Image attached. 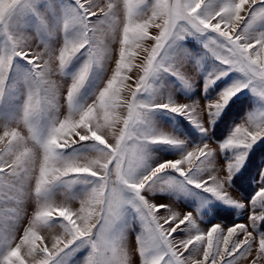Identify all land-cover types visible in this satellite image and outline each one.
Instances as JSON below:
<instances>
[{
    "label": "snow or ice",
    "instance_id": "snow-or-ice-1",
    "mask_svg": "<svg viewBox=\"0 0 264 264\" xmlns=\"http://www.w3.org/2000/svg\"><path fill=\"white\" fill-rule=\"evenodd\" d=\"M118 8L120 0L106 7L94 0H0V264H68L77 254L75 264H131L125 229L136 225L139 264H236L254 245L251 264H260L264 211L256 207L264 209V170L247 203L232 183L264 138V109L247 114L222 141L196 144L160 127L156 114L183 117L208 135L245 89L264 104V0H123L125 20L109 53L101 27ZM188 37H206L203 48L219 66L205 78V93L230 72L241 76L204 103L164 94L158 83L165 76L191 83L183 63L169 55ZM53 65L70 81L62 99ZM98 71L103 84L80 103ZM10 96L19 103L9 105ZM153 147L178 154L157 159ZM225 153L230 158L222 161ZM190 189L199 191L201 205H250L248 223H214L201 232L199 207L177 211L172 201L154 199ZM25 199L35 204L31 212ZM22 215L27 226L17 236Z\"/></svg>",
    "mask_w": 264,
    "mask_h": 264
},
{
    "label": "rangeland",
    "instance_id": "rangeland-1",
    "mask_svg": "<svg viewBox=\"0 0 264 264\" xmlns=\"http://www.w3.org/2000/svg\"><path fill=\"white\" fill-rule=\"evenodd\" d=\"M94 2L100 7H106V5L109 3V0H94ZM97 11L99 14L98 9ZM92 19L95 20L96 18L93 17ZM124 20L125 15L123 10V0H120V8L116 10L115 16L106 20L101 27L102 35L100 39L102 40L103 45H106L107 51L109 53H111L112 49L115 47L113 39L114 36H119ZM150 31L155 34L156 30L152 29ZM205 42L206 37H188L182 42H179L173 46L169 52V55L183 63L184 70L192 78V80L190 84H184L172 76H165L161 82H158L162 83L161 90L164 94H171L176 99L185 102L198 100L201 103H204L206 101L215 99L220 91L241 79L239 73L230 72L222 79L217 80L216 84L209 88L207 93L204 92L205 78L208 76L209 72L219 70V66L204 50L203 44ZM37 43H39V40L33 41V44ZM141 55H143L142 52ZM261 55L264 57L263 52ZM82 60L83 57L75 60L69 67L68 72H75L82 63ZM197 60L200 61L199 70H197ZM108 66L109 68L114 67V64L111 60L108 61ZM55 67L56 66L53 65L54 71L51 79L59 86L62 99L63 95L66 94V87L70 81H66L65 77L61 76L58 71L55 70ZM103 78V71L93 73L85 89L82 91L81 97L79 98L80 103L90 102L92 100L96 91L103 84ZM128 94L129 93L127 89L122 91V95ZM7 103L9 105H15L19 103V100H17L14 96H10L7 100ZM256 109H264V104H262L249 89H245L230 100L227 108H225L219 119L216 121L215 125L212 127L211 133L208 135H202L183 117L175 116L167 112L157 113L156 121L160 127L171 129L175 135L187 140L190 144L219 142L222 141L236 125L241 123L246 118L247 114ZM62 111L66 110L62 109ZM120 114L126 117L127 110L121 109ZM20 130L22 135L28 134L27 128L22 124L20 125ZM151 151L155 154L157 159H174L178 154L175 150L167 147H153ZM230 155V153H225L222 157V161H227L230 158ZM41 160L42 154L39 153V150L37 149V157L33 164L35 174H38ZM261 170H264V138L260 139L255 145H253L252 149L248 153L244 166L233 177V194L235 195V193H238L239 197L243 200L242 202L247 203L248 200H250L255 194L257 189V180L259 179ZM33 186L34 181H32L31 184L26 182L24 188L26 191H28ZM199 195L200 194L198 190L190 189L189 193H166L163 195L157 194L154 199L172 201L174 210L177 211H183L184 209L194 210L199 207L201 218L197 220V227L201 232H206L207 226H210L214 223H222L225 226H230L237 222H243L245 224L248 223L247 216L251 212L250 205H248L245 209H235L215 200H210V202L201 205V202L198 199ZM23 204L28 212H31V208L35 207V204L28 199H25ZM75 206H78V201L76 202ZM261 211H264V209H261L259 205H257L256 212L259 213ZM26 226L25 219L22 215L21 218L16 222V228L19 230L16 235H22V230ZM140 230L141 229L139 225L125 229V247L129 252V260L131 261V264H139L135 235ZM56 231H58V229L45 230V234L52 235ZM191 231L193 234L196 233V229H192ZM256 249L257 245H254L253 251L246 256L240 257L236 261V264H251V261L256 258ZM80 255L82 254H77L76 256L70 258L68 264H75ZM185 255H187V253H185ZM260 264H264V260L260 261Z\"/></svg>",
    "mask_w": 264,
    "mask_h": 264
},
{
    "label": "trees",
    "instance_id": "trees-1",
    "mask_svg": "<svg viewBox=\"0 0 264 264\" xmlns=\"http://www.w3.org/2000/svg\"><path fill=\"white\" fill-rule=\"evenodd\" d=\"M242 191V190H241ZM244 192V191H243ZM244 193H246V192H244Z\"/></svg>",
    "mask_w": 264,
    "mask_h": 264
},
{
    "label": "crops",
    "instance_id": "crops-1",
    "mask_svg": "<svg viewBox=\"0 0 264 264\" xmlns=\"http://www.w3.org/2000/svg\"><path fill=\"white\" fill-rule=\"evenodd\" d=\"M247 7V6H246ZM264 53V52H263Z\"/></svg>",
    "mask_w": 264,
    "mask_h": 264
}]
</instances>
